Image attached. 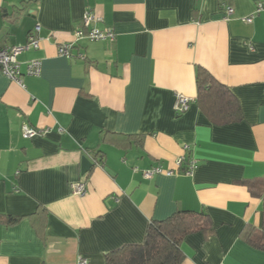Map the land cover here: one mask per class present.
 <instances>
[{
    "label": "crops",
    "instance_id": "1",
    "mask_svg": "<svg viewBox=\"0 0 264 264\" xmlns=\"http://www.w3.org/2000/svg\"><path fill=\"white\" fill-rule=\"evenodd\" d=\"M260 3L0 0V48L42 27L41 47L19 57L23 85L0 69V215L20 218L0 224V264H106L177 211H205L214 229L185 238L182 264H264V12L244 21ZM87 10L115 41H76ZM197 66L231 89L242 120L203 114ZM178 94L191 98L183 114ZM24 125L41 133L26 139Z\"/></svg>",
    "mask_w": 264,
    "mask_h": 264
},
{
    "label": "trees",
    "instance_id": "2",
    "mask_svg": "<svg viewBox=\"0 0 264 264\" xmlns=\"http://www.w3.org/2000/svg\"><path fill=\"white\" fill-rule=\"evenodd\" d=\"M196 82V103L212 123L225 125L243 119L240 103L231 89L207 69L197 66ZM249 189L252 191L253 187ZM19 221V217L0 215V224ZM199 231H214L205 211H177L166 220L152 221L142 244L126 245L107 254L106 264H182L185 238Z\"/></svg>",
    "mask_w": 264,
    "mask_h": 264
},
{
    "label": "built area",
    "instance_id": "3",
    "mask_svg": "<svg viewBox=\"0 0 264 264\" xmlns=\"http://www.w3.org/2000/svg\"><path fill=\"white\" fill-rule=\"evenodd\" d=\"M234 10L232 8L227 9L228 15L233 14ZM264 12V3H260L254 13L244 18L246 23H252L255 16ZM100 21V18L97 17L92 11L87 10L83 16V29L77 30L75 32L76 41L87 40L89 42L96 41H115L116 34L111 29L101 30L95 27L96 23ZM42 27L37 25L34 30L30 33L29 39L24 45H17L9 48H0V69L3 74L7 76L11 81L16 82L19 85H23L21 79V71H20V62L19 57L24 52L30 49H39L41 47L42 38L40 36ZM73 44H60L58 46V52L61 56L67 57L71 59L73 57L72 54ZM81 59L84 57L79 55ZM42 62L39 59H33L28 63L27 75L38 77L41 74ZM191 98L182 94L177 95V100L174 105V110L177 114H183L187 112L190 108ZM41 133V131L30 128L28 125L23 126V136L26 139H30L35 135ZM42 133H46L42 132ZM194 168V165H191L189 169L186 171L190 173ZM163 173L161 168H153L150 170L144 171V177L147 179L152 178L156 174ZM74 193L76 195L82 196L87 192L86 184L83 182L76 183L73 185ZM88 260L85 258H81L79 260V264H88Z\"/></svg>",
    "mask_w": 264,
    "mask_h": 264
},
{
    "label": "water",
    "instance_id": "4",
    "mask_svg": "<svg viewBox=\"0 0 264 264\" xmlns=\"http://www.w3.org/2000/svg\"><path fill=\"white\" fill-rule=\"evenodd\" d=\"M92 166L93 165H92L91 161L89 160V158H87V157L82 158V174L83 175L89 173Z\"/></svg>",
    "mask_w": 264,
    "mask_h": 264
}]
</instances>
